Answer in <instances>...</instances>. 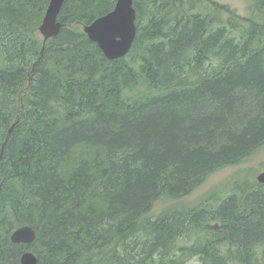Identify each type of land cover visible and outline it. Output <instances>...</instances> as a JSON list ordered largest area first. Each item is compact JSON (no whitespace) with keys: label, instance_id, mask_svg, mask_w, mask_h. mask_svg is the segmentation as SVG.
I'll use <instances>...</instances> for the list:
<instances>
[{"label":"trees","instance_id":"16d2710c","mask_svg":"<svg viewBox=\"0 0 264 264\" xmlns=\"http://www.w3.org/2000/svg\"><path fill=\"white\" fill-rule=\"evenodd\" d=\"M115 1L65 0L41 53L49 0H0V264H264V183L177 202L264 148V0H134L109 60L82 26Z\"/></svg>","mask_w":264,"mask_h":264},{"label":"water","instance_id":"95a60500","mask_svg":"<svg viewBox=\"0 0 264 264\" xmlns=\"http://www.w3.org/2000/svg\"><path fill=\"white\" fill-rule=\"evenodd\" d=\"M65 0H49L44 16L39 25V33L42 36V48L46 41L56 36L61 28L58 14ZM134 0H116L113 8L91 22L84 24L83 31L88 38L95 42L103 55L109 59H117L126 55L136 35V11L133 5ZM14 123L7 131V137L14 127ZM256 180L264 183V169L256 175ZM36 238V231L31 225H21L13 229L10 239L14 243L30 244ZM38 258L29 249L24 250L20 255L21 264H37Z\"/></svg>","mask_w":264,"mask_h":264},{"label":"rangeland","instance_id":"374dc122","mask_svg":"<svg viewBox=\"0 0 264 264\" xmlns=\"http://www.w3.org/2000/svg\"><path fill=\"white\" fill-rule=\"evenodd\" d=\"M218 4H225L234 9L241 16L248 15L249 3L251 0H213ZM264 169V148L258 150L243 163L227 166L213 173L201 186L193 192L183 197L178 203L181 205L192 206L199 200L213 192L227 193L231 191L237 181L243 182V179L254 181L256 175ZM164 206L163 202L154 205L153 213L158 212ZM188 264H199L197 258H193Z\"/></svg>","mask_w":264,"mask_h":264},{"label":"bare ground","instance_id":"6f19581e","mask_svg":"<svg viewBox=\"0 0 264 264\" xmlns=\"http://www.w3.org/2000/svg\"><path fill=\"white\" fill-rule=\"evenodd\" d=\"M259 183V182H258ZM262 184V183H261ZM29 245H31V244H29Z\"/></svg>","mask_w":264,"mask_h":264}]
</instances>
